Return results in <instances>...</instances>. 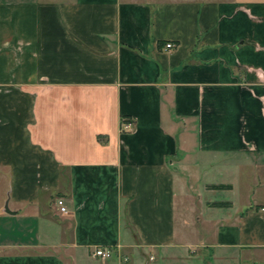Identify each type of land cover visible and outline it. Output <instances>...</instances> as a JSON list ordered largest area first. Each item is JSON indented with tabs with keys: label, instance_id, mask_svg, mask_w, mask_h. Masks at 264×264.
Segmentation results:
<instances>
[{
	"label": "crops",
	"instance_id": "1",
	"mask_svg": "<svg viewBox=\"0 0 264 264\" xmlns=\"http://www.w3.org/2000/svg\"><path fill=\"white\" fill-rule=\"evenodd\" d=\"M0 264H264V0H0Z\"/></svg>",
	"mask_w": 264,
	"mask_h": 264
},
{
	"label": "built area",
	"instance_id": "2",
	"mask_svg": "<svg viewBox=\"0 0 264 264\" xmlns=\"http://www.w3.org/2000/svg\"><path fill=\"white\" fill-rule=\"evenodd\" d=\"M168 49H171L173 46L172 44H167L166 46ZM132 125H133V121L129 120V119H125L123 120V130L125 131H131L132 130ZM57 206L60 209L61 212L66 213L67 209L64 205V201L62 199L57 200ZM95 256H99V257H103V258H109L111 256V252L110 251H105V250H97L95 253Z\"/></svg>",
	"mask_w": 264,
	"mask_h": 264
},
{
	"label": "trees",
	"instance_id": "3",
	"mask_svg": "<svg viewBox=\"0 0 264 264\" xmlns=\"http://www.w3.org/2000/svg\"><path fill=\"white\" fill-rule=\"evenodd\" d=\"M221 187H223V186H221ZM215 188H219L218 186H216Z\"/></svg>",
	"mask_w": 264,
	"mask_h": 264
}]
</instances>
